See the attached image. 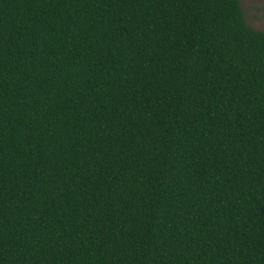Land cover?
<instances>
[{
  "label": "trees",
  "instance_id": "trees-1",
  "mask_svg": "<svg viewBox=\"0 0 264 264\" xmlns=\"http://www.w3.org/2000/svg\"><path fill=\"white\" fill-rule=\"evenodd\" d=\"M0 264H264L240 0H0Z\"/></svg>",
  "mask_w": 264,
  "mask_h": 264
},
{
  "label": "rangeland",
  "instance_id": "rangeland-1",
  "mask_svg": "<svg viewBox=\"0 0 264 264\" xmlns=\"http://www.w3.org/2000/svg\"><path fill=\"white\" fill-rule=\"evenodd\" d=\"M246 23L264 31V0H240Z\"/></svg>",
  "mask_w": 264,
  "mask_h": 264
}]
</instances>
